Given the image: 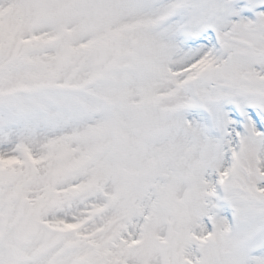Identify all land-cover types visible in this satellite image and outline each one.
Here are the masks:
<instances>
[{"label": "snow or ice", "instance_id": "obj_1", "mask_svg": "<svg viewBox=\"0 0 264 264\" xmlns=\"http://www.w3.org/2000/svg\"><path fill=\"white\" fill-rule=\"evenodd\" d=\"M0 264H264V0H0Z\"/></svg>", "mask_w": 264, "mask_h": 264}]
</instances>
